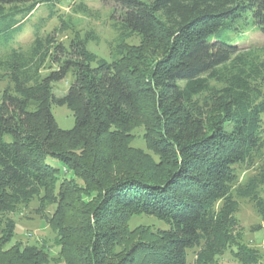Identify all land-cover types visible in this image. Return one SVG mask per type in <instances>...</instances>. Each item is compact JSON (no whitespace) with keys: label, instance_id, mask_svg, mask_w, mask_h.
I'll return each mask as SVG.
<instances>
[{"label":"trees","instance_id":"16d2710c","mask_svg":"<svg viewBox=\"0 0 264 264\" xmlns=\"http://www.w3.org/2000/svg\"><path fill=\"white\" fill-rule=\"evenodd\" d=\"M41 1L0 0V17ZM103 1L119 33L110 59L86 48L92 34L64 43L57 29L0 54V211L35 197L37 214L52 206L64 264H188L190 250L193 264H218L233 246L249 255L235 214L246 198L264 220V167L239 181L264 163V46L222 33L243 20L264 36V0ZM53 104L72 111L71 128L57 126ZM136 128L154 157L130 145ZM141 215L162 226H131ZM4 229L0 264L43 263L33 247L4 250Z\"/></svg>","mask_w":264,"mask_h":264},{"label":"rangeland","instance_id":"374dc122","mask_svg":"<svg viewBox=\"0 0 264 264\" xmlns=\"http://www.w3.org/2000/svg\"><path fill=\"white\" fill-rule=\"evenodd\" d=\"M81 6L84 9H80ZM113 6L103 0H42L32 12L23 17L22 14L15 15L13 21H8L9 16L0 17V54L10 48H26L35 35L45 36L54 29L58 30L56 38L67 43L75 33L81 37L90 33L95 38L86 41V48L99 57L110 59L111 45L117 42L119 33L114 26ZM17 20L19 21L17 23ZM16 21V24H13ZM224 33V32H223ZM227 42L236 44L239 48L264 46V36L248 23L238 20L232 27L223 34ZM129 44L137 45L138 37H130L126 40ZM156 50V51H155ZM155 52V53H154ZM158 54L157 47L149 48L147 59ZM71 76L67 75L62 80L54 83L55 95H63L71 82ZM6 83L1 82L0 88ZM51 112L58 127L69 129L74 125V116L65 105L53 104ZM264 125V114L262 115ZM134 138L130 145L140 148L143 152L151 154L145 147L142 128L133 130ZM154 157V155H152ZM264 167L262 161H257L255 165L247 170L239 171V181H245ZM258 194L264 200V184L258 187ZM39 206L38 197L33 198L28 203H21L14 209L0 211V222L3 228L13 230L12 238L4 244V250H10L13 246H29L37 249L40 253L39 259L42 264H64L59 254L60 245L52 231L48 215L52 212V206L47 207L42 214L36 213ZM238 221L237 236L239 243L249 253L240 251L234 254L236 247H229L217 258L218 264H246L242 263L244 257L249 264H264V220L257 214L253 204L246 198L239 199V209L235 214ZM131 226L137 225H161L154 217L141 215L132 219ZM162 226V225H161ZM4 229V230H5ZM5 260L8 254L5 255ZM194 251L188 252V264H193ZM32 264V263H17Z\"/></svg>","mask_w":264,"mask_h":264}]
</instances>
